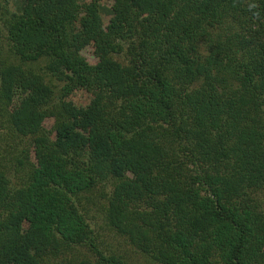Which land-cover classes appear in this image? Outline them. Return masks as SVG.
<instances>
[{
  "label": "trees",
  "instance_id": "1",
  "mask_svg": "<svg viewBox=\"0 0 264 264\" xmlns=\"http://www.w3.org/2000/svg\"><path fill=\"white\" fill-rule=\"evenodd\" d=\"M128 246L264 264V0H0V264Z\"/></svg>",
  "mask_w": 264,
  "mask_h": 264
},
{
  "label": "rangeland",
  "instance_id": "2",
  "mask_svg": "<svg viewBox=\"0 0 264 264\" xmlns=\"http://www.w3.org/2000/svg\"><path fill=\"white\" fill-rule=\"evenodd\" d=\"M12 7L17 9L18 4L15 1H12ZM103 7H106V9H103V16L105 19H108L110 17L109 12L107 11L108 5L104 3ZM85 54L87 56H90L88 51H85ZM91 96L92 95L86 90H76L71 94L69 98L77 105H86L91 100ZM128 252L133 264H150L147 257H145L144 254L137 251L136 249H132L130 246H128Z\"/></svg>",
  "mask_w": 264,
  "mask_h": 264
},
{
  "label": "clouds",
  "instance_id": "3",
  "mask_svg": "<svg viewBox=\"0 0 264 264\" xmlns=\"http://www.w3.org/2000/svg\"><path fill=\"white\" fill-rule=\"evenodd\" d=\"M252 7H254V5Z\"/></svg>",
  "mask_w": 264,
  "mask_h": 264
}]
</instances>
